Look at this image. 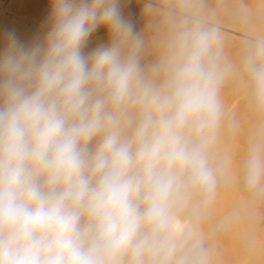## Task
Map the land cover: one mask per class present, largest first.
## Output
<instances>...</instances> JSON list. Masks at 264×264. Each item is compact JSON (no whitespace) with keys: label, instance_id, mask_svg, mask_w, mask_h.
Returning <instances> with one entry per match:
<instances>
[{"label":"clouds","instance_id":"9594fccd","mask_svg":"<svg viewBox=\"0 0 264 264\" xmlns=\"http://www.w3.org/2000/svg\"><path fill=\"white\" fill-rule=\"evenodd\" d=\"M50 5L42 40L0 51V264H211L221 90L238 80L264 113V39L226 61L218 29L184 18L145 66L120 0ZM235 175L264 195V121Z\"/></svg>","mask_w":264,"mask_h":264},{"label":"bare ground","instance_id":"6f19581e","mask_svg":"<svg viewBox=\"0 0 264 264\" xmlns=\"http://www.w3.org/2000/svg\"><path fill=\"white\" fill-rule=\"evenodd\" d=\"M120 8L143 41L145 66L160 59L174 25L184 18L218 29L226 61L236 62L246 45L264 39V0H120ZM197 9L205 16H198ZM50 11V0H0V51L10 34L25 45L42 40ZM108 41L107 34L89 38L85 54ZM221 99L213 158L224 172L201 222L204 246L211 264H264V195L246 190L235 175L264 113L251 105L248 91L235 79L226 81Z\"/></svg>","mask_w":264,"mask_h":264},{"label":"rangeland","instance_id":"374dc122","mask_svg":"<svg viewBox=\"0 0 264 264\" xmlns=\"http://www.w3.org/2000/svg\"><path fill=\"white\" fill-rule=\"evenodd\" d=\"M196 11H197V13H198V16H201V17H202V16H205V13H204L203 10H201V9H197ZM101 34H107V35H108V31H107V29L104 28V27H101V28L97 29L96 32H94V33L92 34V36L90 37V39L93 40V39L95 38L96 35H101Z\"/></svg>","mask_w":264,"mask_h":264}]
</instances>
